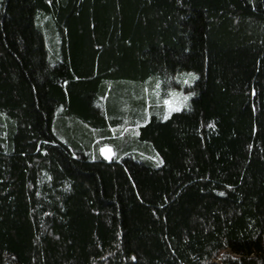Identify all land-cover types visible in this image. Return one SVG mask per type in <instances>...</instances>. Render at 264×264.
Listing matches in <instances>:
<instances>
[{
    "label": "trees",
    "instance_id": "obj_1",
    "mask_svg": "<svg viewBox=\"0 0 264 264\" xmlns=\"http://www.w3.org/2000/svg\"><path fill=\"white\" fill-rule=\"evenodd\" d=\"M0 264H264V0H0Z\"/></svg>",
    "mask_w": 264,
    "mask_h": 264
},
{
    "label": "rangeland",
    "instance_id": "obj_2",
    "mask_svg": "<svg viewBox=\"0 0 264 264\" xmlns=\"http://www.w3.org/2000/svg\"><path fill=\"white\" fill-rule=\"evenodd\" d=\"M188 79L189 80V85H184L183 80ZM195 80H192L188 75L182 76L176 81V86H169L165 90V96L162 99L164 103V113L168 111L169 105L166 104V101H169L172 106H177L180 105L179 111H182L186 105L187 102L191 98V92H189L190 87L193 85ZM187 96L188 99L186 101L183 100V97ZM179 111H171L169 115L173 112H179ZM168 115V116H169Z\"/></svg>",
    "mask_w": 264,
    "mask_h": 264
},
{
    "label": "snow or ice",
    "instance_id": "obj_3",
    "mask_svg": "<svg viewBox=\"0 0 264 264\" xmlns=\"http://www.w3.org/2000/svg\"><path fill=\"white\" fill-rule=\"evenodd\" d=\"M187 75H188V77H190L192 80H195V79H196L195 75L192 74V73H189V74H187ZM183 84H184V85H189V80H188V79H184V80H183ZM157 89H159V82H158V84H157ZM187 99H188L187 96H184V97H183V100H184V101H186ZM165 103L169 105L168 111H166V112H165V115H164V118L167 119V117H168V115H169V113H170L171 111H179L180 105L172 106L171 103H170L169 101H166ZM137 134H138V133H137ZM100 153H101V155L104 156L105 159H111L112 155L114 154V153L112 152L111 147H110V146H107V145H105V146H103V147L100 148Z\"/></svg>",
    "mask_w": 264,
    "mask_h": 264
}]
</instances>
